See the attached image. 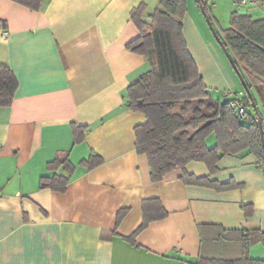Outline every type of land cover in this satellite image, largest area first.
I'll list each match as a JSON object with an SVG mask.
<instances>
[{"label": "crops", "instance_id": "crops-1", "mask_svg": "<svg viewBox=\"0 0 264 264\" xmlns=\"http://www.w3.org/2000/svg\"><path fill=\"white\" fill-rule=\"evenodd\" d=\"M189 1L187 50L207 89L227 101L237 96L236 82ZM202 1L218 30L228 28L233 12L264 19L261 0ZM142 3L148 15L157 0H44L38 11L0 0V66L17 81L10 106L0 107V264L264 261V174L253 155L223 156L212 175L203 163L185 166L188 174L231 186L218 190L185 185L180 170L151 182L146 157L135 151L134 128L146 120L128 110L126 90L149 64L126 47L139 36L131 12ZM72 125L86 128L77 145ZM62 152L74 167L65 191L39 189L40 178L63 174L62 167L47 170ZM91 152L102 163L88 170L80 163ZM152 199L167 216L140 231L136 246L125 242L142 222V202ZM222 244L236 250H218Z\"/></svg>", "mask_w": 264, "mask_h": 264}, {"label": "trees", "instance_id": "trees-1", "mask_svg": "<svg viewBox=\"0 0 264 264\" xmlns=\"http://www.w3.org/2000/svg\"><path fill=\"white\" fill-rule=\"evenodd\" d=\"M11 1L38 11L44 0ZM157 3L158 7L151 14L145 15L144 3L131 12L139 36L126 47L143 56L149 64V70L127 87L125 101L128 110L141 113L146 120L134 128L135 151L146 157L150 181L160 182L168 173L180 170V180L185 185L228 189L231 186L188 174L185 166L200 162L212 175L221 157L243 151L257 159L264 174V143L258 126V122L262 123L261 111H264V19L254 20L233 12L228 28L216 31L246 84L245 96L240 98L245 113L237 117L229 108L230 99L220 102L210 97L187 50L182 34L186 0H157ZM195 5L209 19L206 3L195 0ZM16 88L14 75L0 66V107L10 106ZM247 92L252 95L256 109L251 106ZM85 132V127L72 125L74 145L84 140ZM211 134L215 137V145L208 148L205 140ZM101 163L102 159L91 152L80 164L90 170ZM60 167L63 174L40 178L39 189L65 191L74 172L68 161V152L58 153L47 164V170L51 172ZM141 210L140 226L132 235L123 237L125 242L134 246L140 231L149 223L167 216L156 199L143 201ZM243 210L249 216L250 207L244 206ZM124 214L123 210L118 212L117 223ZM199 263L264 264V261L244 257L233 261L200 260Z\"/></svg>", "mask_w": 264, "mask_h": 264}, {"label": "rangeland", "instance_id": "rangeland-1", "mask_svg": "<svg viewBox=\"0 0 264 264\" xmlns=\"http://www.w3.org/2000/svg\"><path fill=\"white\" fill-rule=\"evenodd\" d=\"M189 4H190V7H191V11H192V8L196 11L195 0H190V1H189ZM157 7H158V3H156V4H155L154 6H152V7L150 6V8H149V12L153 11V10L156 9ZM188 9H189V5H188ZM241 9H242V8H241ZM200 13H201V12H200ZM208 13H209V20H210V22L212 23V26H213L214 30L217 31V30H218V26L216 25V22H215V20H213V18H212V16H211V14H210L209 11H208ZM220 17H221V16H220ZM201 18H203L202 20H203L204 24H206V27H207L208 30H209L210 36H211V38H212V40H213V43H214V45H215V47H216V49H217V52H218L219 56H220L221 59H222L224 65L226 66V68L229 70V72H230V73L232 74V76L234 77V80H235V82H236L235 94H236L239 98L244 97L245 94H244V91H243V89H242V87H241V85H240V82H239V80H238V77H237L236 73L234 72L232 66L230 65V63H229L227 57L224 55V53H223L222 49L220 48L219 44L217 43V41H216L214 35L212 34V32H211V30H210V28H209V26H208V24H207V22H206V18L203 16L202 13H201ZM228 20H229V21H228V25H229L230 17H229ZM215 64H216V62H215ZM205 86H206V85H205ZM236 90H237V91H236ZM208 92H209L210 97H211L212 99L216 100V98H215L216 95H215L214 93H212L210 90H208ZM240 92H241V93H240ZM238 93H239V94H238ZM224 100H225V98L222 97V98H221V101H224ZM248 112H249V111H248ZM210 140H211V142H214V141H215V137H214V135H212V136L210 137ZM221 248H223L224 251H226V252H231V253H232L233 251L236 250V249H233L232 246H230V245H228V244H222V245L218 246L217 249H218V250H221ZM227 248H231V249H227ZM227 250H229V251H227ZM224 255H225V256H221V257H227L226 255H228V254H224ZM218 257H220V256H218Z\"/></svg>", "mask_w": 264, "mask_h": 264}, {"label": "water", "instance_id": "water-1", "mask_svg": "<svg viewBox=\"0 0 264 264\" xmlns=\"http://www.w3.org/2000/svg\"><path fill=\"white\" fill-rule=\"evenodd\" d=\"M206 22H207V24H208V26H209V28H210L212 34L214 35V37H215L217 43L219 44L220 48L222 49L224 55L227 57V59H228L230 65L232 66L234 72L236 73V75H237V77H238V79H239V81H240V84H241L243 90L246 91V90H247V89H246V84H245V82L242 80V77H241V75H240L238 69L236 68V66H235V64H234V61H233L232 57L230 56V54L228 53V51L226 50V48L223 46V44H222V42L220 41V39H219V37H218L216 31L214 30V28H213V26H212V23L210 22V20H209L208 18H206ZM247 97L251 100V106L253 107V109H256V105H255V103H254V101H253L252 95H251L250 93L247 92ZM258 126H259L260 139H261V141L264 143L262 123H261V122H258Z\"/></svg>", "mask_w": 264, "mask_h": 264}, {"label": "built area", "instance_id": "built-area-1", "mask_svg": "<svg viewBox=\"0 0 264 264\" xmlns=\"http://www.w3.org/2000/svg\"><path fill=\"white\" fill-rule=\"evenodd\" d=\"M252 0H231L236 6H243L250 4ZM229 108L237 116L241 117L245 113V109L242 104V100L237 96H232L229 101Z\"/></svg>", "mask_w": 264, "mask_h": 264}]
</instances>
